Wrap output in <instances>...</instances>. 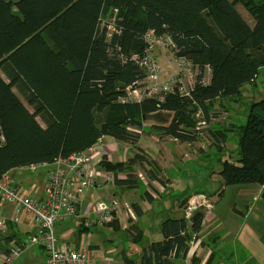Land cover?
I'll return each instance as SVG.
<instances>
[{"label": "trees", "instance_id": "trees-1", "mask_svg": "<svg viewBox=\"0 0 264 264\" xmlns=\"http://www.w3.org/2000/svg\"><path fill=\"white\" fill-rule=\"evenodd\" d=\"M112 14L115 29L109 39ZM148 31L169 36L176 55L195 65L189 96L119 100L128 85L145 76L133 56L146 50ZM263 67L264 0H0V179L14 168L68 158L105 136L138 147L140 134L134 129L144 130L145 116L161 111L173 117L167 125H154L157 133L193 143L198 125L212 120L217 102L240 101L242 87L255 82ZM209 131L218 153L231 141L226 132L236 136V158L218 155L219 192L226 185H264V97L250 103L245 123ZM98 166L114 173L115 184L129 188L142 184L137 166L161 180L158 163L140 152L117 162L104 154ZM191 196L180 199V207L187 208ZM135 210L141 215L139 206ZM203 219L201 209L190 218L166 217L164 237L143 246L139 261L125 256L124 264L187 259ZM87 230L81 224L79 233ZM129 230L133 241H141L136 224ZM197 262L193 257L191 264Z\"/></svg>", "mask_w": 264, "mask_h": 264}, {"label": "crops", "instance_id": "crops-1", "mask_svg": "<svg viewBox=\"0 0 264 264\" xmlns=\"http://www.w3.org/2000/svg\"><path fill=\"white\" fill-rule=\"evenodd\" d=\"M155 56L160 61L165 73H171L177 68L174 62L169 61L165 50L160 46H157ZM226 109L228 110V107ZM173 139L178 141L172 137ZM103 140L115 143L116 147L111 151L103 146H99L91 162V168L101 169L98 164L104 154L113 162L125 161L129 158L125 156L123 144L120 145V142L124 141H114L108 136L103 137ZM140 143L141 138L139 139L138 146L144 147ZM181 144L189 145L188 142H181ZM205 154L206 150H202L198 158L201 159ZM159 165L162 181L149 178L146 174L153 187L147 184L142 171H140V173L135 172L142 181L139 187L129 188L113 182L114 186L110 185L113 190L110 188L105 197L97 192V190H100L99 187L88 188L86 191L90 190L85 194H83L85 191L78 193L79 217L61 219L56 225V232L61 246L70 245L71 247L76 246L77 248L88 249L89 259L82 264H94L95 260L96 264H111L112 262L124 264L125 256L139 261L143 244L146 246L151 241L161 240L164 237L161 229L162 222L166 217L170 216V213H168L169 206L163 196L167 194L168 189L171 187L172 180L164 177L163 170L165 166L160 163ZM54 167L53 163L45 164L40 170L35 172L23 167L14 168L9 171L6 180L17 186L24 193L36 196L37 198H43L49 171ZM66 169L70 176L78 177L75 171L70 170V168L68 169V167ZM214 176L218 179V183L213 191L196 189L202 193H196L195 190L194 193L190 194L192 196L189 198L187 208L180 207V198L176 200L174 207L178 209L177 211L181 215H171V217L186 216L190 218L189 207L192 204V199L196 196H201L204 202V204L200 205L202 209L204 208L202 228L197 238L191 244L187 259L177 260V264H191L193 257L198 261L197 264H264V185L259 183L226 185L223 191L219 192L217 190L220 178L218 170L214 171ZM104 186L106 187L108 184H104ZM94 192H97L95 198L99 202L103 199V201L108 202L113 196H120L124 201L129 200L131 206H133L134 214H128L126 210H121L116 216L115 224L109 222L105 225H95L99 227V230L93 231L92 226L80 234L79 229L82 218H95L99 202L92 201L89 197L94 195ZM102 197L104 198L101 199ZM135 206H139L141 215H137ZM0 218H6L7 223L6 228L0 230V252L18 243L21 238L36 232L32 227L31 216L26 212L16 213L14 206L6 201L5 203L0 202ZM71 223H74L75 229L67 227ZM131 224H136L143 232V238L139 243L131 239L129 230ZM105 226L113 233L118 230L127 231L126 240L129 239L130 241L131 239L133 242L130 241V243L133 248L135 247L132 255L129 251L123 248L119 249L118 247L106 251L105 254L107 255H94V253L100 251L101 243L99 240L100 238L101 240L103 239L101 235L102 229ZM153 238L158 239L155 240ZM111 241L110 239L107 240V242ZM110 254L115 255L112 256ZM46 256L47 253L42 245H31L26 247L12 264H45Z\"/></svg>", "mask_w": 264, "mask_h": 264}, {"label": "built area", "instance_id": "built-area-1", "mask_svg": "<svg viewBox=\"0 0 264 264\" xmlns=\"http://www.w3.org/2000/svg\"><path fill=\"white\" fill-rule=\"evenodd\" d=\"M144 38L147 42L146 50L141 55H134L133 58L144 68L145 76L128 85L125 94L119 100L122 103L140 102L150 97L163 100L167 93L189 96L196 83L195 65L188 58L176 55V46L169 36H157L152 31H148ZM157 46L163 48L169 61L176 64L177 68L171 73L164 72L155 56L154 50ZM114 144L105 142L102 138L98 144L85 151L74 153L68 158L57 159L53 163L55 167L49 171L43 198L24 193L11 182L0 179V198L13 205L16 213L29 214L32 218V227L36 230L35 233L21 238L9 249L0 252V264H12L24 249L31 245H42L47 253L45 264H82L89 259L88 249L70 245L61 246L56 225L61 219L79 217L78 193L90 187L101 188L106 183L114 182V173L91 168L98 147L103 146L112 150ZM45 164L31 163L23 168L35 172ZM67 167L75 171L78 177L70 176ZM125 174L120 173L118 176L125 177ZM200 205L198 199L189 207V213L192 208H198ZM132 209L127 201L113 196L108 202H99L95 218H82L81 224L86 228L106 224L112 222L121 210L133 215ZM6 226V218H0V230L5 229Z\"/></svg>", "mask_w": 264, "mask_h": 264}, {"label": "rangeland", "instance_id": "rangeland-1", "mask_svg": "<svg viewBox=\"0 0 264 264\" xmlns=\"http://www.w3.org/2000/svg\"><path fill=\"white\" fill-rule=\"evenodd\" d=\"M9 1L16 2L17 0H9ZM237 7L239 11L242 13V15L251 24H254L253 17L247 11V9L243 6V4L238 3ZM13 9L16 13H19L18 7L15 3L13 5ZM114 20H115V16L114 14H112L110 18L108 38H110V36L112 35V32L114 31V28H115ZM154 54H156V49L154 50ZM209 77H210V74L208 71L205 76V79L209 80ZM262 97H264V67L260 70V73L258 74V77L255 80V82L247 83L242 87V98H240V101L238 102L228 101L226 102L225 105L222 102H217L215 109L212 112V115H213L211 117L212 120L207 124L202 123L201 125H198L199 129H197V132H198L197 134L200 140L198 138L195 142L189 143V145L187 144L184 145V144H181V142L178 143V141H175L174 139L172 140V137L170 136L168 137L164 134H158L157 131L154 129V125L156 124L157 125H167L173 117L172 112L161 111V112H157L153 114H148L145 116V119H144L145 129L144 130L134 129L136 132L140 134V138H141L140 144L144 147H139V146L136 147L135 145L133 146L132 144L127 143V142H120V145L123 144L122 147L125 148V152H124L125 156L132 157L136 154V152H140L142 154H145L146 158H150V159L153 158L154 160H156L158 165L160 163L163 166H165L163 170V175L165 178L172 180L171 187L168 189L167 194H164L163 196L165 198V202L169 206L168 213H170V216L171 215L172 216L181 215L180 212L177 211L178 209L174 207L176 200H178L179 198L182 199L185 196H188L194 193L196 189L207 190L209 192L213 191V189L216 187V184L218 183V179L214 176V171L215 170L219 171L220 169H222V162L218 160V155L219 157L224 155L223 157L230 156V158L232 159L236 158V147L235 146L237 144L235 141L236 140L235 134L231 132L225 133L227 135L228 141L230 140L231 141L229 142V146H227L228 148H226L227 150H224L218 153L216 146H215V143H216L215 139L209 131L211 130V127L215 128V126L217 125L225 126V125H229V123H234V124L245 123L250 103H252L253 101L259 100ZM225 106L228 107V110L226 109ZM227 113L229 114L227 115ZM197 117L202 119L201 115ZM113 140L117 141L115 139ZM104 141L108 142V140H104ZM115 147L116 145L114 144L112 150H114ZM138 148L140 149V151L138 150ZM200 150L201 151L206 150V154L203 155L201 159L198 158L201 152ZM148 151L150 152L149 154H148ZM136 169L138 173L142 171V175L145 178V181H147V184L151 185L150 181L146 177L145 171L140 166H137ZM107 184L108 186L106 187L104 186L105 188L102 187V188H99L100 189L99 191L97 190V192L101 193L104 197H105V194L108 193V190L110 188L113 190V188L110 187V185L114 186L113 182L106 183V185ZM151 187L153 186L151 185ZM90 188H93V187H90ZM87 191L85 190L83 194H85ZM96 193L94 192V195L89 196L92 199V201H98L95 198L97 196ZM104 197H102L101 199H103ZM198 199H199V202H201L202 204L203 200L201 196L194 197L192 199V203L195 204L198 201ZM126 201L130 204L129 200H126ZM0 202L5 203V201L1 199H0ZM198 209L203 210L204 208L202 209V207L199 206L197 210ZM128 214H130V212H128ZM102 225H105V224H102ZM67 227L75 229L76 226L74 225V223H71V225L68 224ZM92 228L94 231L98 229L99 227H96L94 225ZM127 234H128L127 231H119V230L113 233L108 229L107 226L103 227L102 235H101V237L103 236V239H102L103 241L101 240V238L99 240L101 243L100 251L94 253V255L96 254L97 255L102 254L103 256L107 255L105 254L106 251H108L111 248H116V247H118L119 249L123 248L129 251V253H131L132 255L133 251L135 250V247L134 248L132 247V244L130 243V241L131 242L133 241L131 239L130 241L129 239L126 240L125 236ZM109 239L112 241L107 242V240ZM153 239L156 240L158 238H153ZM110 255L114 256L115 254H110ZM94 258L96 257L94 256ZM94 264H96V260ZM103 264H106V263H103ZM111 264H117V262L115 263L112 262Z\"/></svg>", "mask_w": 264, "mask_h": 264}, {"label": "water", "instance_id": "water-1", "mask_svg": "<svg viewBox=\"0 0 264 264\" xmlns=\"http://www.w3.org/2000/svg\"><path fill=\"white\" fill-rule=\"evenodd\" d=\"M196 210H197V208H195V207L191 209L190 217L194 214V212H195Z\"/></svg>", "mask_w": 264, "mask_h": 264}]
</instances>
